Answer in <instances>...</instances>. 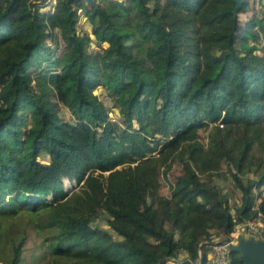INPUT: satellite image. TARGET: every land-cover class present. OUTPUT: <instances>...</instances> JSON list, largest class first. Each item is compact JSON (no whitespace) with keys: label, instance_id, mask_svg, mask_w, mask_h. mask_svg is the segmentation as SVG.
I'll return each instance as SVG.
<instances>
[{"label":"trees","instance_id":"obj_1","mask_svg":"<svg viewBox=\"0 0 264 264\" xmlns=\"http://www.w3.org/2000/svg\"><path fill=\"white\" fill-rule=\"evenodd\" d=\"M261 3L243 22L235 0H0V215L20 223L2 264H26L27 227L46 243L32 264H214L212 235L264 218Z\"/></svg>","mask_w":264,"mask_h":264},{"label":"rangeland","instance_id":"obj_2","mask_svg":"<svg viewBox=\"0 0 264 264\" xmlns=\"http://www.w3.org/2000/svg\"><path fill=\"white\" fill-rule=\"evenodd\" d=\"M40 4L45 5V9H49L52 7V5L55 3V0H34ZM95 1V0H94ZM247 2V10L244 12H237L236 15H238L239 19L241 21H245L248 18L252 17L256 13H258L261 2L264 0H243ZM88 7L91 5V3H87ZM78 15L80 14L79 19V26H85L86 29H88L86 26H88V23L86 21V17L83 15L82 10L79 9L77 11ZM59 44L57 48L56 53H61L63 51V44L61 43L60 39H58ZM47 43L50 45H53V42L50 40H47ZM43 66V65H42ZM95 92L99 93L103 96L104 101L106 105L110 106L111 103L108 100L107 97L104 96V92L102 90H96ZM51 98V97H50ZM53 102L56 100L54 97L51 98ZM58 112L61 118L63 119H73L72 115L68 111V109L63 105L59 104L58 106ZM111 119H115L114 113H110ZM118 120V119H117ZM208 127L201 126L198 130V138L201 141H206V134H207ZM261 130L264 133V124L261 125ZM181 151H177L175 153V159L170 164L162 165L160 168L161 174H160V180L162 182V187L160 188V193L166 196H169V189L170 184L174 180V177L180 172L181 164L179 159L182 158ZM44 161V160H43ZM249 177H243L244 179L253 180L252 174H248ZM64 188L68 191L76 190L78 185L75 181H70L69 179H64ZM217 187L219 190L229 197V205L233 206V208L237 207L241 203L240 199V191L234 187L233 182L230 178V174L228 173V167L223 164V172L220 173V176L218 179H216ZM254 190H256V187L254 186ZM261 190L264 191V187L262 186ZM257 197L255 196V201ZM254 221H257L256 215L252 218H250ZM20 223L18 220H15L11 218V216L6 215H0V264H2V260L6 259L9 252H10V243L5 239L6 235L8 233H12L13 231L6 232V230H15L19 227ZM226 236V235H225ZM220 235H212L213 239L215 238V241H219L222 237ZM42 236L38 235L32 228L27 227L26 228V240L24 243V249H23V261L26 264H32L34 261H36L40 255V247L46 246V243L43 244L42 242ZM212 250V248H211ZM185 255V254H182ZM49 258V255L44 259V262ZM168 264H175L171 259H169Z\"/></svg>","mask_w":264,"mask_h":264},{"label":"water","instance_id":"obj_3","mask_svg":"<svg viewBox=\"0 0 264 264\" xmlns=\"http://www.w3.org/2000/svg\"><path fill=\"white\" fill-rule=\"evenodd\" d=\"M86 2L95 3L94 0H86ZM242 3L243 0H235L234 15L237 14ZM217 242L226 243L228 250L240 253L244 264H264V239L240 232L235 241H231L228 236H225Z\"/></svg>","mask_w":264,"mask_h":264},{"label":"built area","instance_id":"obj_4","mask_svg":"<svg viewBox=\"0 0 264 264\" xmlns=\"http://www.w3.org/2000/svg\"><path fill=\"white\" fill-rule=\"evenodd\" d=\"M257 221L252 219H244L236 222L227 235L231 241H235L238 233L252 235L260 239H264V218L260 213L256 214ZM208 259L214 264H228V248L226 243L215 242L212 250L208 252Z\"/></svg>","mask_w":264,"mask_h":264}]
</instances>
